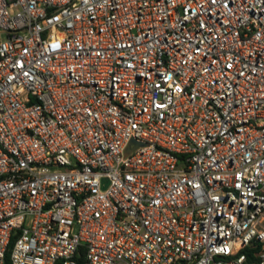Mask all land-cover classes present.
Masks as SVG:
<instances>
[{"label": "built area", "instance_id": "1", "mask_svg": "<svg viewBox=\"0 0 264 264\" xmlns=\"http://www.w3.org/2000/svg\"><path fill=\"white\" fill-rule=\"evenodd\" d=\"M0 264H264V0H0Z\"/></svg>", "mask_w": 264, "mask_h": 264}, {"label": "trees", "instance_id": "2", "mask_svg": "<svg viewBox=\"0 0 264 264\" xmlns=\"http://www.w3.org/2000/svg\"><path fill=\"white\" fill-rule=\"evenodd\" d=\"M13 245H14V240L11 242V246H10L9 252L7 253V262H9V260H10V253H11Z\"/></svg>", "mask_w": 264, "mask_h": 264}]
</instances>
